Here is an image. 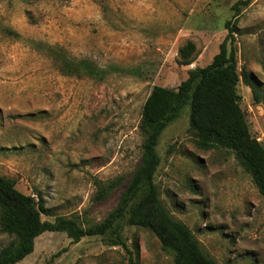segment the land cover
<instances>
[{"label": "rangeland", "instance_id": "374dc122", "mask_svg": "<svg viewBox=\"0 0 264 264\" xmlns=\"http://www.w3.org/2000/svg\"><path fill=\"white\" fill-rule=\"evenodd\" d=\"M237 1L0 0V175L22 193L41 195L42 219L74 217L82 226L103 220L139 162L150 89L176 88L189 69L210 63L228 20L238 69L262 97L255 102L240 79L239 104L264 146V0L236 11ZM49 46L122 71L103 80L63 74ZM188 115L185 105L156 146L163 206L217 264H264V196L230 150L196 144ZM121 235L125 246L102 235L74 242L44 231L15 264H174L149 229L123 223ZM12 238L0 230V249Z\"/></svg>", "mask_w": 264, "mask_h": 264}, {"label": "trees", "instance_id": "16d2710c", "mask_svg": "<svg viewBox=\"0 0 264 264\" xmlns=\"http://www.w3.org/2000/svg\"><path fill=\"white\" fill-rule=\"evenodd\" d=\"M249 1L239 0L233 8L238 11ZM225 27L228 32L210 63L189 69L187 77L176 88L154 85L150 89L141 108L139 128L144 138L139 162L116 206L100 222L82 226L74 217L61 215H55L53 220L42 219L46 210L41 195L38 193L36 199L22 193L13 180L0 175V230L13 237L0 249V264H15L30 254L34 239L44 231L65 232L74 242L83 236L102 235L110 245L125 246L121 235L123 223L149 229L162 248L172 252L174 264H217L202 251L190 229L165 209L154 176L160 162L156 151L160 134L189 105V130L196 144L203 149L230 150L264 196V146L251 134L239 104V80L250 87L255 102H260L262 97L250 74L243 68L238 69L230 20L225 22ZM48 48L58 70L66 75L103 80L110 71H122L115 65L100 67L87 58L70 57L60 46ZM180 52L188 56L183 49ZM120 182V178L110 181L100 196L104 198ZM133 247L138 249L136 241Z\"/></svg>", "mask_w": 264, "mask_h": 264}]
</instances>
